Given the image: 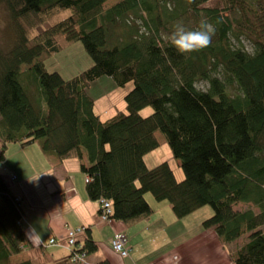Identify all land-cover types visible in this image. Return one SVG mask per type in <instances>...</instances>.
<instances>
[{
    "label": "trees",
    "instance_id": "trees-1",
    "mask_svg": "<svg viewBox=\"0 0 264 264\" xmlns=\"http://www.w3.org/2000/svg\"><path fill=\"white\" fill-rule=\"evenodd\" d=\"M111 1L0 0L10 36L0 47V164L6 165L10 146L37 143L45 155L78 160L89 198L111 202L105 223L130 226L151 218L148 194L167 201L178 219L212 206L203 229L215 231L225 246H240L231 252L235 264H264V0H233L251 16L248 33L206 6L213 0ZM202 20L215 27L210 46L180 54L170 40L175 25L197 30ZM241 34L253 41L252 52ZM79 42L93 61L89 69L69 80L47 70L44 57ZM108 77L118 87H134L126 110L104 120L89 90ZM202 83L208 88H199ZM147 107L153 113L144 117ZM157 133L184 179L169 162L147 165L146 156L159 148ZM3 169L0 264H10L30 244L22 198L5 178L18 176ZM87 232L72 249L84 252L86 262H72L66 248L70 258L59 264H88L98 245Z\"/></svg>",
    "mask_w": 264,
    "mask_h": 264
},
{
    "label": "crops",
    "instance_id": "crops-1",
    "mask_svg": "<svg viewBox=\"0 0 264 264\" xmlns=\"http://www.w3.org/2000/svg\"><path fill=\"white\" fill-rule=\"evenodd\" d=\"M35 157L34 169L21 150L12 145L6 165L0 164V171L7 166L18 176L16 182L8 174L5 178L13 193L22 198L26 220L23 228L30 244L22 254L12 257L10 264H59L69 260V251L50 246V240L57 238L61 243L68 230L78 228L85 230L80 242L85 241L89 230L98 245V250L87 256L88 264H235L231 252L240 246H225L215 231L203 229V217L195 223L188 220L200 210L183 219L171 214L164 218L157 215L147 198L154 211L148 220L130 226L119 221L105 223L99 202L87 194L86 175L79 161H60L54 155H45L40 147ZM121 232L130 240L132 254L127 259L112 247V240Z\"/></svg>",
    "mask_w": 264,
    "mask_h": 264
},
{
    "label": "rangeland",
    "instance_id": "rangeland-1",
    "mask_svg": "<svg viewBox=\"0 0 264 264\" xmlns=\"http://www.w3.org/2000/svg\"><path fill=\"white\" fill-rule=\"evenodd\" d=\"M121 0H112L109 5L116 4ZM233 4V5H232ZM207 7L218 8L222 10L224 16H228L229 20L232 21L238 31L241 32H251V27L248 23L250 17L240 2L234 3L233 0H213L206 4ZM232 6V7H231ZM107 7V4H106ZM231 7V8H230ZM230 8V9H228ZM204 19V16H201ZM132 22V19H130ZM9 29H8V11L1 5L0 6V47L6 48L9 41ZM241 42L244 48L252 52L254 43L246 35L241 34ZM235 44L240 46L236 41ZM45 65L48 71L58 72L63 75L67 80L74 78L79 75L82 71L89 69L93 65L91 57L88 55L83 43H75L69 48L55 54L52 57H44ZM26 69V67H24ZM134 87L133 82H129L124 88L118 87L114 79L104 78L95 82L91 89L89 90L90 95L95 100V111L102 119L106 120L116 114L117 110H126L125 96ZM199 88L207 89L208 86L204 83L198 84ZM231 95H234V90L229 88ZM153 113L152 107H147L143 109L140 114L144 117L149 116ZM157 140L159 142V148L149 155L146 156L145 160L150 168L156 167L163 162H169L175 171L177 179L180 181L184 179V173L180 167V161L174 156L169 145L165 142L164 137L160 134H156ZM17 150H21L22 154L28 159L32 168L35 169L34 162L32 159H36L35 152L38 150L39 145L34 144L27 148H22L20 145H14ZM78 161V160H76ZM40 163V162H39ZM88 177H86L87 179ZM147 198L153 203L154 211L157 215L160 214L166 218L168 214L175 216L171 205L167 201L158 202L154 199L151 194L147 195ZM150 204V203H149ZM239 209H247L248 207L240 204ZM196 213V212H195ZM213 214L212 206H206L195 216L188 219L190 222L195 223V221L203 217V219H208ZM24 224H26L25 218H23ZM155 224V223H153ZM71 230L67 231V235ZM67 237V236H66ZM80 237L76 239V242H80ZM245 239L240 240L238 243L243 244ZM67 248V238L65 241L57 244ZM231 246V245H230ZM228 246V247H230ZM53 250H57V247H53ZM52 250V251H53ZM51 251V252H52ZM75 253V252H74ZM51 254V253H50ZM132 254V250L130 256ZM64 256V255H62ZM130 258V257H129Z\"/></svg>",
    "mask_w": 264,
    "mask_h": 264
},
{
    "label": "clouds",
    "instance_id": "clouds-1",
    "mask_svg": "<svg viewBox=\"0 0 264 264\" xmlns=\"http://www.w3.org/2000/svg\"><path fill=\"white\" fill-rule=\"evenodd\" d=\"M214 34L215 27L207 20H202L197 30H187L178 23L170 40L180 54H188L209 47Z\"/></svg>",
    "mask_w": 264,
    "mask_h": 264
},
{
    "label": "built area",
    "instance_id": "built-area-1",
    "mask_svg": "<svg viewBox=\"0 0 264 264\" xmlns=\"http://www.w3.org/2000/svg\"><path fill=\"white\" fill-rule=\"evenodd\" d=\"M88 180V179H87ZM99 206L101 209V219L103 222L109 221V216L112 213L111 202L101 199L99 201ZM108 214H110L108 216ZM85 233L84 228L71 230L67 235V249L72 251V262H86V254L83 252V255L78 252L74 253L73 250L77 247L76 239L81 238ZM52 245H57L58 242L56 239H52L50 242ZM128 240L124 233H119L115 236L113 240V248L114 250L121 255L122 258H127L130 255V250L127 246ZM73 249V250H72Z\"/></svg>",
    "mask_w": 264,
    "mask_h": 264
},
{
    "label": "bare ground",
    "instance_id": "bare-ground-1",
    "mask_svg": "<svg viewBox=\"0 0 264 264\" xmlns=\"http://www.w3.org/2000/svg\"><path fill=\"white\" fill-rule=\"evenodd\" d=\"M110 214H108V216H109Z\"/></svg>",
    "mask_w": 264,
    "mask_h": 264
}]
</instances>
